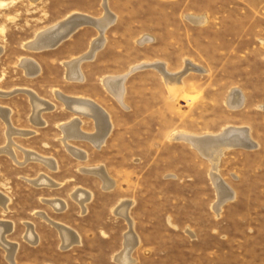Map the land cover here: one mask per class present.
<instances>
[{
  "label": "rangeland",
  "instance_id": "1",
  "mask_svg": "<svg viewBox=\"0 0 264 264\" xmlns=\"http://www.w3.org/2000/svg\"><path fill=\"white\" fill-rule=\"evenodd\" d=\"M106 5L117 19L96 56L81 63L85 79L78 81L66 78L64 62L89 49L99 34L95 27H81L56 48L36 51L24 44L71 13L101 16L102 0H0V91L25 87L56 104L42 114L47 124L40 126L31 120L28 94L0 96V104L12 110V125L35 131L15 135V143L58 165L56 170L34 160L21 165L0 153V192L10 198L7 210L0 206V219L14 224L7 239L19 244L15 264H120L114 256L129 229L114 212L122 200L131 201L139 241L131 264H264V0H106ZM24 57L39 63V74L25 73ZM187 61L202 71H189L181 87L168 86L150 67L128 75L122 102L102 83L141 63L163 62L176 73ZM55 89L91 99L110 115L113 128L100 148L87 139L70 140L86 152L85 159L65 148L59 124L78 117L81 128L92 133L95 122L66 109ZM233 90L244 97L238 108L227 104ZM230 126L249 128L257 145L221 155L218 176L234 195L216 211L212 163L173 137L218 134ZM6 130L0 118V147L8 143ZM18 146L16 156L23 160ZM100 166L113 188L104 189L98 175L82 170ZM42 174L58 186L28 181ZM77 188L92 192L85 212L71 197ZM44 198L65 200L67 208L58 212ZM37 211L74 229L80 242L63 249L59 230ZM26 222L34 224L37 244L25 240ZM0 264H11L2 246Z\"/></svg>",
  "mask_w": 264,
  "mask_h": 264
},
{
  "label": "bare ground",
  "instance_id": "2",
  "mask_svg": "<svg viewBox=\"0 0 264 264\" xmlns=\"http://www.w3.org/2000/svg\"><path fill=\"white\" fill-rule=\"evenodd\" d=\"M31 1L35 2L37 0ZM103 4L105 10L101 16L94 17L85 13L83 14L81 12L71 13L60 22H57L47 27L46 29L39 31L33 39L27 41L24 44V47L36 51L45 50L43 48L52 47L55 44L67 40L81 27L87 25L95 27L99 31V34L92 39L89 49L79 57L77 56L74 59L67 60L64 62L66 66V78L70 80L83 81L85 79V75L81 69V63L86 60H92L96 56L97 52L104 46L106 42V30L117 19V16L111 10H108L109 7L107 8L106 0H102V5ZM190 20L196 23H201L204 22L205 18L190 17ZM148 39L149 38L147 37L143 40ZM1 52L2 48L0 47V54ZM20 66L29 76L37 75L41 71V66L39 65V63H37L34 58L30 57L22 58L20 61ZM149 67L157 69L164 78L165 83H167L170 87L183 86V76H186L189 71H202V69H200L198 66H195V64L189 61L186 62V66L182 71L176 73L170 72L167 69L166 64L163 62L141 63L139 65L133 66L126 74L105 76L102 80V83L106 90L113 97H115L118 101L122 102L125 90L124 82L128 75L134 72L135 70ZM19 91L28 94L30 98V101L33 106V113L31 115L32 122L35 125H46L47 121L43 118L42 114L45 111H51L55 109L56 104L54 102L46 100L45 98L40 97V95L37 94L36 91L25 87L17 88L10 92L0 91V96H10ZM241 93L242 92H240L239 90H233L228 97L227 104L232 108L240 107L244 101V97ZM54 94L57 100L62 102L66 109L77 114L83 113V115H87L88 117L90 116L95 122L96 129L92 133H88L84 131L83 128H81L83 121L78 117H73L68 121H64L59 124V127L62 131L61 141L65 145V148L75 157L79 159H85L87 156L86 152L70 144V140L87 139V141L91 142L92 145L97 148H100L105 143L107 137L109 136L113 128V124L110 120V115L101 105L91 99L73 95L70 96L68 94H64L62 91L57 89L54 90ZM11 113L12 110L9 107L0 104V118H2L7 125L6 135L8 138V143L5 146L0 147V153H6L10 155L17 163L21 165H24L27 162L34 160L43 163L52 170H56L58 168V165L56 160L52 157L40 155L34 150L19 147L15 143L13 139L15 135H32L35 131L23 130L14 127L11 121ZM173 139L185 140V142L190 143L192 147L196 148L201 153V155L209 159L212 163L211 177L218 191V200L215 203V209L216 211L219 210L218 208L222 206L221 204H223L227 200L232 199L234 194H232V191L230 189L231 187H228L224 182H222L218 176V161L221 155L224 154L223 152L226 149L232 148L235 145H257L253 142L250 136L249 128L230 126L225 128L221 133L201 136L176 133ZM15 146H18V148L23 151V160H19L17 158L14 150ZM82 170L98 175L103 181L104 189H111L114 187L115 183L109 177L104 167L100 166L92 168H82ZM28 181H30L35 186H58L56 181H54L51 177L45 174H42L39 177H36L35 179H28ZM71 197L81 205L82 211L85 212L87 208L86 204L92 198V192L83 188H77L72 192ZM9 201V196H6L4 193L0 192V206L7 210ZM43 201H45L58 212L64 211L68 205L65 200L57 198H44ZM130 202L122 200L117 206H115L114 209V212L117 215H121L129 224V229L125 233L124 248L121 252L117 253L114 256V259L120 264H131L132 261H134L132 251L135 249V247H137L139 242L138 238L135 235V232L133 231V223L129 216V211L131 208ZM35 213L40 217L44 218V220L49 221L59 230L63 249H67L73 244H78L80 242V236L74 229L69 228L65 224L52 220L44 211H37ZM26 226L27 229L24 235L25 240L32 244H37L39 241V235L35 230L34 224L31 222H26ZM13 229V222L0 219V246L6 249L7 258L11 262V264H15V254L17 253L19 247L18 243L11 242L7 239V236L13 231Z\"/></svg>",
  "mask_w": 264,
  "mask_h": 264
},
{
  "label": "water",
  "instance_id": "3",
  "mask_svg": "<svg viewBox=\"0 0 264 264\" xmlns=\"http://www.w3.org/2000/svg\"><path fill=\"white\" fill-rule=\"evenodd\" d=\"M62 42H60V43H58V44H55V45H53L52 47H45V48H43V49H46V48H56V47H58L60 44H61ZM254 146V144H249V145H247V146H240V145H235L234 147H244V148H250V147H253Z\"/></svg>",
  "mask_w": 264,
  "mask_h": 264
}]
</instances>
